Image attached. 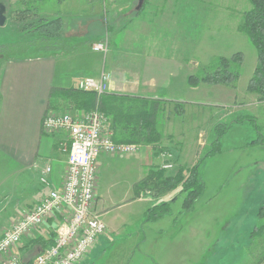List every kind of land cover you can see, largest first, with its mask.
Listing matches in <instances>:
<instances>
[{
  "label": "crops",
  "instance_id": "1",
  "mask_svg": "<svg viewBox=\"0 0 264 264\" xmlns=\"http://www.w3.org/2000/svg\"><path fill=\"white\" fill-rule=\"evenodd\" d=\"M185 1L146 0L143 14L122 32V43L113 47L110 45L106 53L96 51L93 48V40L89 42L91 40L84 37H67L62 34L58 38L51 39L54 40V44L46 52L0 56V236L22 216L25 209L38 204L51 189L63 188L68 164L65 145L70 143L68 134L64 131H44L43 119L50 112H61L59 111L61 108H69L74 114L84 112L78 110L64 95L52 97L51 92L53 87H76L78 80L85 76L99 77L105 72L108 74L107 92L136 95L158 102L160 113L157 126L162 137L158 142L142 144V148L133 154L102 153L99 156L94 210L101 215L107 229L96 246L79 264H109V261H105L107 251L102 248L104 244L102 239H109L113 234L118 233L121 226L132 225L131 218L137 210H140L144 216L152 206L144 202L147 201L146 198L136 194L135 185L147 175L148 158L152 163L160 164L159 150L164 146L173 150L176 165L192 162L200 156L203 149L206 150L212 145L216 137L217 124L231 120V125L226 131L230 132L234 126L245 122L238 121L239 116L249 114L254 118L256 133L251 137H243L238 148L242 150L257 148L261 151L264 149V100L260 99L259 93L239 92L238 86V90L232 93L235 109L224 106L209 109L187 107L194 100L189 94L196 91L199 86L188 85L189 62L180 53L189 48V40L179 37V33L185 34L179 31L180 26L182 30L188 26L189 8L185 6ZM228 1L190 0L189 4L224 2L228 3L226 10L229 9L230 12L232 2H241V0ZM198 5L196 7L200 9ZM208 10L206 18L218 19L219 30L215 34L221 36L219 41L225 45L223 48L227 47L229 39L233 44L231 35L238 34L242 21L231 25L226 21L230 17L227 12H220L217 16L216 13ZM46 13L50 17L64 18L56 13L48 11ZM235 39L237 40L236 36ZM206 85L212 89H219L221 94L231 98L229 93L232 92V87L225 84ZM243 96L250 102L242 103ZM178 100L186 103L185 113L173 119L170 113L174 109V102ZM223 100L228 106L226 99L221 101ZM245 104L250 106L248 113H242ZM185 115L190 116L192 124L183 120ZM226 136L225 133L223 138ZM146 148L152 151L148 153ZM229 151L234 152V149ZM224 152L225 149L222 148L219 153L208 157L214 158ZM258 152L254 157H248L247 154L244 156V159L251 160V167L244 168L248 172L247 177L251 184L240 190L243 195L240 214L246 210L249 201L257 204L262 193L259 190L258 180L260 175L264 176L262 175L264 168L258 166L264 165V156ZM46 166L52 168L48 184L41 181L42 170ZM221 174L214 172L216 178L221 177ZM201 177L205 183L203 192L205 193L208 185L205 178ZM241 185L245 186L247 182ZM203 193L194 207L187 210L188 212L195 210ZM170 194L171 192L166 193L161 198H167ZM119 207H127L121 215L122 220L117 215L119 213L114 212ZM209 213L203 210L200 218L209 217ZM250 216L253 219H248L243 225L254 223L256 229L251 234V240L260 242L264 237V229H259V226L264 228V206L256 212L252 210ZM63 218V212H59L44 225L27 234L12 252L19 255L25 264L32 263L37 254L53 242L54 228ZM191 227V232H195L196 227L194 225ZM143 237L142 242L146 240V235ZM189 239L193 241L194 236L186 237V240ZM187 255L188 251H182V256ZM174 256L175 253H172L170 248L161 243L156 244L157 263L169 260L167 264H184L179 258L177 262L172 263L176 258ZM257 264H264V257Z\"/></svg>",
  "mask_w": 264,
  "mask_h": 264
},
{
  "label": "rangeland",
  "instance_id": "2",
  "mask_svg": "<svg viewBox=\"0 0 264 264\" xmlns=\"http://www.w3.org/2000/svg\"><path fill=\"white\" fill-rule=\"evenodd\" d=\"M189 1H185V6L189 8L188 26L183 30L180 26L179 31L185 34L179 33V37L189 40V48L180 53L189 62L190 74L210 69L219 56L230 57L239 51L243 54V62L239 80L234 84L235 86L228 85L232 87V92L231 89L229 91L231 92L229 93L231 98L226 94H221L219 89L206 87V84L209 83L201 82L198 85L199 88L189 94L194 100L187 107L189 109L193 107L209 109L215 106H224L225 108L235 109L232 93L234 90H238V86L239 92L249 91L247 84L256 67L257 52L255 47L248 41L247 36L239 30L237 35H231L233 44L229 39L227 47L223 48L225 45L219 41L221 36L215 34L219 30L218 19H208L206 13L208 9V11L216 13L217 16L220 12H227L230 17L226 21L234 25L243 20L242 12L248 9L251 4L248 0L232 2L229 12V9L226 10V4L228 5V3H201L198 5L196 3L189 4ZM2 2L6 5L7 19L4 25H0V56L29 55L50 50L54 44V40L51 39L54 38L49 39L39 36L37 30H33V27L29 25L31 21L34 22L39 16H49L46 11L64 17H61L63 27L60 36L63 34L67 37H84L90 39L89 42L93 40L94 43L97 42L95 41L97 39L102 41L109 37V49L110 45L113 47L122 43V32L139 15L143 14V10L141 13L138 12L142 7L137 8L140 0H30L24 3L2 0ZM197 5L200 6V9H197ZM108 23L111 28L110 32H108ZM182 42L185 43L183 40ZM222 99H226V102L229 103L228 106L224 104V100L221 101ZM180 102L178 100L173 104L174 109L170 113L173 119L185 113L186 103L181 102L184 108L183 113H178L180 109L175 107L176 104H179L180 107ZM249 102L243 96L242 103ZM243 107L242 113H248L250 106L245 104ZM59 111L71 112L69 108H61ZM183 120L192 124V119L188 115H185ZM244 121L241 125L234 126L230 132H226V137H222V148L225 149L222 155L214 158L204 157L200 161L199 171L207 181L208 186L195 210L188 212L184 209L185 192L181 190V186L166 192H171L167 198H161L166 193L157 197L153 196L150 191L142 192L139 196L146 198L147 201L144 202L152 206L159 204L161 201L169 202L170 212L161 218L150 220L148 219V212L143 216L142 212L137 210L132 215V225L121 226L118 233L113 234L109 239H102L104 240L102 248L107 251L105 261H109V264H167L170 262L168 259V261L157 263L155 258L156 244L160 243L170 248L172 253H175L176 258L172 260V263L177 262L179 258L184 264H257L264 257V237H262L263 242L251 240V234L255 231L256 226H254V223L253 225H243V222L248 221L250 218L253 219L250 216L252 210L256 212L264 206V176L260 175L258 180L259 190L262 193L257 204L249 201L246 204V210L243 214H240L243 199L240 190H244L248 187V184H251L247 177L248 172L244 169L251 167V160L244 159V156L247 154L248 157H254L257 155V150H259L260 155L264 156V149L261 151L257 148H251L245 149V151L238 148L243 137H251L256 133L255 122L251 118ZM223 123L231 124V120L223 121ZM203 136L206 137V135ZM203 142L205 143V139ZM164 148L168 147L164 146ZM208 149H203L200 156L192 162L187 161L176 165L175 161L174 168L164 169L166 174H175L179 166L192 167ZM232 149H234V152L229 151ZM146 150L148 153L152 151L150 148H146ZM147 163V172L150 168H160L159 164L152 163L149 158ZM259 166L258 168H264L262 164ZM214 172H221V177L216 178ZM237 173L239 174L237 175ZM187 174L188 171L186 170ZM244 182H247V185H241ZM103 187L105 186L103 185ZM126 208L119 207L115 209L114 212L119 213L117 215L120 216V220H122L121 215ZM203 210L210 212L209 217L200 218ZM104 219L106 220V218ZM192 225L196 227L195 232H191ZM144 235H146V240L142 242ZM191 235L194 236L193 241L186 240V237L190 238ZM184 250L188 251V255L185 257L182 256Z\"/></svg>",
  "mask_w": 264,
  "mask_h": 264
},
{
  "label": "built area",
  "instance_id": "3",
  "mask_svg": "<svg viewBox=\"0 0 264 264\" xmlns=\"http://www.w3.org/2000/svg\"><path fill=\"white\" fill-rule=\"evenodd\" d=\"M2 1V0H0ZM24 3L30 0H12ZM96 51H109V41L93 44ZM108 74L85 76L76 87L96 91L98 96L107 91ZM46 132L64 131L70 143L65 145L68 164L65 183L61 190L51 189L38 204L23 211L22 216L0 236V264H25L12 252L32 230L44 225L50 218L63 212L64 218L54 228L53 242L37 254L30 264H79L99 242L107 226L94 210L98 181L97 160L102 153L127 155L142 148L141 143L114 139V131L107 115L98 104L81 114L70 111L50 112L43 119ZM160 168L172 169L175 155L171 149L161 148ZM51 166L42 170L41 181L49 183Z\"/></svg>",
  "mask_w": 264,
  "mask_h": 264
},
{
  "label": "trees",
  "instance_id": "4",
  "mask_svg": "<svg viewBox=\"0 0 264 264\" xmlns=\"http://www.w3.org/2000/svg\"><path fill=\"white\" fill-rule=\"evenodd\" d=\"M248 1L251 6L243 12V20L239 25V30L247 36L248 41L255 47L257 63L247 89L259 93L260 99L264 100V0ZM145 4L146 0L138 12L141 13ZM29 25L33 27V30H37L39 36L45 38L59 37L63 27L62 18L59 16H39ZM110 29L108 23V32ZM242 62L243 54L240 51L230 57L219 56L212 68L188 75L187 83L195 87L201 82L234 85L240 78ZM57 95L67 97V100L73 102L80 111L93 109L98 104V107L108 117L116 141L151 144L161 140L162 134L157 126L160 113L158 102L141 96L107 91L98 96L96 91L81 90L77 87H53L51 96ZM175 107L180 109L178 113L184 112L181 102L180 107L179 104H176ZM239 117L238 121L248 118L254 121L253 116L249 114H243ZM230 125L223 122L216 125V137L211 147L192 167L179 166L177 172L170 175H167L164 169L150 168L146 177L136 183V194L140 195L147 190L153 196L159 197L181 186V190L185 192L183 207L185 210H191L205 189V183L199 171V163L204 157L215 155L222 150L221 139ZM186 170L188 171L187 175ZM147 212L150 220L161 218L170 212L169 202L161 201L159 204L148 208ZM259 229L264 228L260 226Z\"/></svg>",
  "mask_w": 264,
  "mask_h": 264
},
{
  "label": "water",
  "instance_id": "5",
  "mask_svg": "<svg viewBox=\"0 0 264 264\" xmlns=\"http://www.w3.org/2000/svg\"><path fill=\"white\" fill-rule=\"evenodd\" d=\"M145 0H140L138 9H140L143 5ZM7 16H6V5L4 2L0 1V25H4L6 22Z\"/></svg>",
  "mask_w": 264,
  "mask_h": 264
}]
</instances>
